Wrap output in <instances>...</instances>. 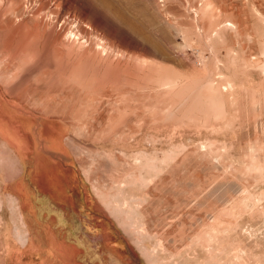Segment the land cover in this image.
<instances>
[{
    "label": "rangeland",
    "instance_id": "1",
    "mask_svg": "<svg viewBox=\"0 0 264 264\" xmlns=\"http://www.w3.org/2000/svg\"><path fill=\"white\" fill-rule=\"evenodd\" d=\"M114 263L264 264V0H0V264Z\"/></svg>",
    "mask_w": 264,
    "mask_h": 264
},
{
    "label": "crops",
    "instance_id": "2",
    "mask_svg": "<svg viewBox=\"0 0 264 264\" xmlns=\"http://www.w3.org/2000/svg\"><path fill=\"white\" fill-rule=\"evenodd\" d=\"M67 231V230H66ZM67 233V232H66ZM75 241L72 243L65 244L68 248H72L74 246ZM115 264V263H114Z\"/></svg>",
    "mask_w": 264,
    "mask_h": 264
}]
</instances>
